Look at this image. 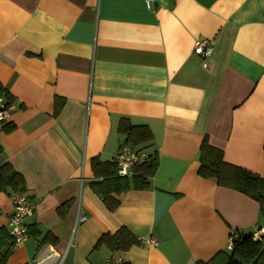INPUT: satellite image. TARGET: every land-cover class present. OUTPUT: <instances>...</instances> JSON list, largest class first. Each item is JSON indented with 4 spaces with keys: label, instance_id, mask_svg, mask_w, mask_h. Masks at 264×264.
I'll return each mask as SVG.
<instances>
[{
    "label": "crops",
    "instance_id": "crops-1",
    "mask_svg": "<svg viewBox=\"0 0 264 264\" xmlns=\"http://www.w3.org/2000/svg\"><path fill=\"white\" fill-rule=\"evenodd\" d=\"M149 1L0 0V165L34 204L5 264H193L263 225L256 200L197 170L206 139L264 177V0ZM199 38L213 41L205 67ZM121 124L146 126L150 140L126 141ZM124 144L157 165L147 186L110 192V209L96 189ZM121 228L134 238L126 250L98 241Z\"/></svg>",
    "mask_w": 264,
    "mask_h": 264
},
{
    "label": "trees",
    "instance_id": "trees-1",
    "mask_svg": "<svg viewBox=\"0 0 264 264\" xmlns=\"http://www.w3.org/2000/svg\"><path fill=\"white\" fill-rule=\"evenodd\" d=\"M121 131L126 135V141L134 144L144 143L150 140V131L144 125H120ZM1 151V149H0ZM264 153V143H263ZM221 150L207 144L206 139L200 143L199 169L201 177H211L221 186L233 188L256 200L259 205V212L264 227V177H261L243 167L227 163L223 160ZM157 165L156 156L152 155L149 161L142 163L128 179L125 176L116 174L111 169L109 176L103 178L107 186L105 190L96 189L102 195V201L110 209H113L116 201L110 192H119L133 185L135 188L147 186V177L152 175ZM96 162H93V169L96 170ZM22 176L16 172L8 163L0 165V191L9 190L10 196L13 193H22L26 190ZM260 226V227H262ZM8 229L0 225V264H5L6 257L12 252V238ZM235 237L232 247L228 252L218 253L206 262L197 261L193 264H264V232L259 239L252 238L251 233L234 231ZM45 239H52L50 234ZM134 238L125 228L119 229L112 235L105 234L98 241L106 242L112 249L126 250L134 243ZM129 264V263H125Z\"/></svg>",
    "mask_w": 264,
    "mask_h": 264
},
{
    "label": "built area",
    "instance_id": "built-area-1",
    "mask_svg": "<svg viewBox=\"0 0 264 264\" xmlns=\"http://www.w3.org/2000/svg\"><path fill=\"white\" fill-rule=\"evenodd\" d=\"M147 5H149V0ZM213 50V41L206 38H199L194 42L193 51L195 54L199 55L202 58L201 65L206 66L208 59L210 58ZM10 112V104L5 99L3 93L0 92V131L2 129V124L6 121ZM120 151L117 153L115 160L117 164L116 174L119 176L131 175L134 171V168L137 165L145 163L148 161L149 155L144 151L135 150L130 147L128 144L120 146ZM12 200V212L8 220V232L12 238L13 247L23 243L28 238L27 226L25 223L26 217H29L34 210V204L31 202L23 193H13L11 196ZM80 204H77L76 214H75V225L86 220V215ZM264 232V227H257L252 232L253 239H259L260 234ZM228 244L227 248L230 250L232 247V241L235 237V233L231 232L228 234ZM153 244H156V241L150 240ZM32 264H44L42 260L33 262ZM105 264H122L120 259H117L114 262L106 261Z\"/></svg>",
    "mask_w": 264,
    "mask_h": 264
}]
</instances>
